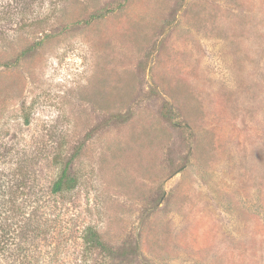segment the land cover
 <instances>
[{
    "label": "rangeland",
    "instance_id": "obj_1",
    "mask_svg": "<svg viewBox=\"0 0 264 264\" xmlns=\"http://www.w3.org/2000/svg\"><path fill=\"white\" fill-rule=\"evenodd\" d=\"M0 264H264V0H0Z\"/></svg>",
    "mask_w": 264,
    "mask_h": 264
},
{
    "label": "trees",
    "instance_id": "obj_2",
    "mask_svg": "<svg viewBox=\"0 0 264 264\" xmlns=\"http://www.w3.org/2000/svg\"><path fill=\"white\" fill-rule=\"evenodd\" d=\"M75 186H76V180H75V178L70 177L68 175V169L66 168L62 172L60 178L54 184L53 191H54V193H60V192L64 191L65 189L72 190L75 188ZM85 241L87 244L94 246V247H98V246L102 247V245H103L100 242L97 234L95 232H93L91 229H89L87 231V234L85 236Z\"/></svg>",
    "mask_w": 264,
    "mask_h": 264
}]
</instances>
